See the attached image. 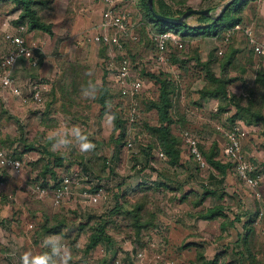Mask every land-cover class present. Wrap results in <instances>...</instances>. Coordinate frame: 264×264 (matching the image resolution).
Masks as SVG:
<instances>
[{
  "label": "rangeland",
  "instance_id": "374dc122",
  "mask_svg": "<svg viewBox=\"0 0 264 264\" xmlns=\"http://www.w3.org/2000/svg\"><path fill=\"white\" fill-rule=\"evenodd\" d=\"M45 1L48 7L39 5L35 9L41 21L50 25L51 33L29 31L24 23V39L37 56L38 66L30 69L23 63L15 72L22 89L33 78L40 82L43 105H24L7 96L5 100L0 98V149L21 162L19 173L0 169V264H195L196 249L183 248L188 242L200 244L207 258L223 250L228 254L237 252L234 245L241 233V224H237V229L229 228L226 236L218 239L221 219L206 222L192 216L210 206V199L194 208L191 201L171 202L170 191L162 187L154 192L146 190L164 178H183L169 169L162 170L156 153L152 158L156 167L142 168L143 148L153 141L144 126L157 125L156 112L146 111V106L149 100L158 98L159 85L151 76L167 75L181 86L179 97L184 94L174 106L177 111L188 112L194 120L189 126L185 125L184 130L171 128L180 138L183 163L190 157L183 136L185 131L205 151L213 142L221 150L225 144L224 132L234 125L241 133L242 148L247 149L250 143L255 145L259 154L254 159L263 165L264 135L260 125L249 124L245 128L241 124H230L226 116H215L213 125H209L213 129L204 135L202 125L209 115L198 114L190 104L195 97L190 95L194 88L199 97V90L205 85L206 71L201 64L210 62L211 71L220 77L229 58L227 90H235L241 96L244 83L251 85L259 74L264 76V58L255 55L241 33L226 38L223 32L216 38L180 36L181 49H177L174 42H167L163 62L156 63L154 60L159 53L153 35L157 32L144 18L142 0H115L117 9L128 13L132 22L138 23L135 31L139 40L128 41L123 53L129 59L131 77L143 82L134 97L122 95L109 70V65L117 64L115 60L112 64L109 62L110 57L117 56L116 51L94 41L104 0ZM225 3V0H153L156 11L160 12L164 6L176 13L175 16L186 9H208L209 17H217ZM20 14L21 9L13 1L0 0V32L20 25L17 24ZM207 23L198 16L185 20L189 27ZM260 24L264 26V19H260ZM241 25L250 24L241 17ZM254 33L260 42L264 41L262 32ZM218 50H222L220 55L216 53ZM103 84L110 98L104 108L98 103ZM262 102L264 107V94ZM116 123L121 124L119 128ZM118 140L121 141L118 143ZM55 157L62 158L63 164L53 167L54 177L49 173L42 177L43 163L52 162ZM209 172V169H199L196 175L207 180ZM62 176L73 179L75 184L70 199L55 205L53 191ZM44 183L47 187L42 186ZM224 183L221 190L229 197L224 203L228 220L248 208L249 212L256 213L257 244L261 248L264 182L250 190L229 174ZM194 185L199 190V185ZM226 186L230 187L227 192L224 191ZM95 188L97 191L93 192ZM84 191L93 199L80 198ZM138 201H144L143 219L149 213L155 214L152 226L147 229L133 224L136 221L133 205ZM255 204H258L257 209ZM100 221L106 223L108 238L86 252L89 238L97 228L95 222ZM44 226L58 232L38 237Z\"/></svg>",
  "mask_w": 264,
  "mask_h": 264
},
{
  "label": "trees",
  "instance_id": "16d2710c",
  "mask_svg": "<svg viewBox=\"0 0 264 264\" xmlns=\"http://www.w3.org/2000/svg\"><path fill=\"white\" fill-rule=\"evenodd\" d=\"M15 3L17 8L21 9V14L19 15V20L17 24L28 25L29 31H41L50 34V25L41 21L38 13L35 9L36 6L48 7V1L45 0H11ZM160 0H154L157 2ZM241 0H234L225 11L217 17H209L204 15H191L198 16L203 22L208 21L207 24L198 27H189L185 24L182 25L167 24L156 18H154L148 9L147 0H142V7L145 11L144 18H146L147 23H150L152 28L161 34L167 31H172L176 35L180 36H196L200 35L202 37H218L221 33L226 31L228 28L232 27L236 23H241L240 12L242 8L247 5V2H240ZM155 4V3H154ZM179 12V16H175L176 13H172L169 8H164L162 10L156 11L154 6V11L162 16L169 18H179L186 11ZM198 62V61H196ZM231 60L226 58L225 64L222 69V76L218 77L210 69V62L199 63L205 68V85L199 90V98L204 99L205 97H211L218 101L216 116H221L224 113H228L230 108H234V112L227 119L230 124H234L236 120H241L246 124H257L261 126V132L264 135V107H263V94H264V76L259 74L257 78L250 84H243V93L238 97L228 96L227 86L230 80L228 79V73L226 67L230 65ZM152 79L159 85L158 98L156 100H149L146 106V111L153 110L157 114V125L149 126L145 125V130L149 133L150 137L153 139L151 144L143 148L144 162L142 163V168H154L152 158L153 155L162 153L165 159H159L162 170L169 169L174 172L177 176L183 177L181 180H170L164 178L162 182L154 184L153 187H146L148 192H154L156 189L162 187L164 190L170 191L171 197L169 200L171 202H176L177 204H183L190 202L194 208L200 207L204 204L206 199H210V206L200 209L195 212L192 216L195 218L212 222L221 219L219 222L220 234L218 239L226 236V231L229 228H236L237 224H241V233H238L236 244L238 251L235 253L228 254L227 251L223 250L218 254H215L212 258H207L205 250L200 244L194 242H188L184 244L183 248L194 247L196 250V261L195 264H264V242L262 247L258 246V233L255 227V217L256 213L249 212V210H241V212L235 215L233 220H228L226 214V207L224 203L229 197L223 194L221 187L224 184V179L226 175L233 174L238 182L241 180L235 175L233 166L228 161H223L221 155V150H219L216 143H212L208 150H204L202 146L198 145V149L201 153L202 160L207 165L206 168H201L198 162L190 157L186 162L181 161V143L180 138L172 131V126L179 127L184 130L185 125L183 124V118L178 114L176 106V97H178L179 87L174 81H172L167 75L161 74V76H151ZM108 89L105 84L102 85L99 96L98 103L104 108L109 101ZM1 100V99H0ZM174 103V104H173ZM175 107V108H174ZM6 113V111H4ZM3 113V112H2ZM179 116V119L176 117ZM178 118V117H177ZM120 123H116V127H120ZM121 140H118V143ZM220 151V152H219ZM219 154L221 155L219 157ZM16 158V157H14ZM223 158V159H222ZM18 159V158H16ZM253 160L252 158H250ZM19 160V159H18ZM20 161V160H19ZM63 164V159L59 157L53 158L52 162H45L41 167L42 177H45L46 173H49L54 177L55 173L53 167H60ZM264 166V164H263ZM209 169V176L207 180L201 179L197 174L198 170ZM180 171V172H179ZM174 174V176H175ZM62 176L55 186V190L59 188ZM195 184L199 185L196 189ZM175 185V186H174ZM43 187H47L44 183ZM183 186V187H181ZM72 189V188H71ZM54 190V191H55ZM53 191V192H54ZM97 191V188L92 190ZM223 202H220V201ZM229 201V200H227ZM117 207V206H116ZM144 207V201H138L133 205V217L136 220L133 224L137 227L149 228L152 226L155 218V214L149 213L146 219L142 217V211ZM258 208V204L256 208ZM257 211V210H256ZM95 232L90 236L89 241L86 245L85 251L90 252L92 249L97 247L102 240L108 238L106 236V223L104 221L95 222ZM56 231V229L44 226L42 229V235H51Z\"/></svg>",
  "mask_w": 264,
  "mask_h": 264
},
{
  "label": "built area",
  "instance_id": "2783aa9c",
  "mask_svg": "<svg viewBox=\"0 0 264 264\" xmlns=\"http://www.w3.org/2000/svg\"><path fill=\"white\" fill-rule=\"evenodd\" d=\"M115 0H104V10L101 19L97 25V33L94 37L95 42L104 43L113 47L117 56L110 57V64L116 61V65H109V70L113 72L115 82L121 88L122 95L134 97L143 87V82L137 77H131L130 62L123 50L128 41L137 42L136 27L138 23L132 22L130 15L117 9ZM25 24L18 25L16 28L1 29L0 32V98L11 97L21 104H33L41 107L43 105V95L40 82L36 79L28 81L27 87L23 89L19 86L15 71L20 64H25L30 69L38 66V58L31 52L24 39ZM112 32V34H111ZM170 32V33H169ZM234 33H241L246 37L249 47L255 55L264 58V41H257L254 37L251 27H244L240 23L224 31L228 38ZM174 34V36L172 35ZM179 36L172 31L153 35V41L159 55L154 60L156 63L163 62L162 54L166 50L167 42H171L177 49L182 45L178 40ZM218 50L217 54H221ZM113 57L115 59H113ZM26 89V90H25ZM185 141L188 143L189 153L198 162L201 168L207 165L202 160L201 153L198 149L197 140L188 132L183 134ZM225 144L221 149V155L232 164L235 175L241 180L242 184L250 190L258 188L264 182V166L250 157L243 151L241 144V133L235 126L224 132ZM130 146V144H129ZM158 159H164L162 153L157 154ZM0 169L8 173H19L21 162L14 158L5 150L0 149ZM75 181L71 178L64 177L59 188L53 192V202L58 205L70 199L71 188ZM43 194L44 191H41ZM259 198V195H256ZM80 198L83 200H92L93 197L86 191L82 192Z\"/></svg>",
  "mask_w": 264,
  "mask_h": 264
},
{
  "label": "crops",
  "instance_id": "0c3cea01",
  "mask_svg": "<svg viewBox=\"0 0 264 264\" xmlns=\"http://www.w3.org/2000/svg\"><path fill=\"white\" fill-rule=\"evenodd\" d=\"M226 2L228 1V0H225ZM247 2V5L246 6H244L243 8H242V11L240 12V13H242L241 14V16L240 17H243L244 18V21H246V24H250V25H248L247 27H251L252 28V30H253V34H254V37H255V39L257 40V41H259L260 40V38L259 37H256V36H258V35H255V33L254 32H257V33H263V34H260V35H264V26L263 25H261L260 24V19L262 18V19H264V0H241V2ZM248 22V23H247ZM241 24V23H240ZM256 24V25H255ZM243 26V25H242ZM244 27H246V26H244ZM254 29H255V31H254ZM3 30V29H2ZM249 46V45H248ZM217 53V52H216ZM21 65H19V67H20ZM16 72V71H15ZM204 84H202V86H203ZM192 86H195V85H193L192 84ZM201 86V87H202ZM179 87H181V86H179ZM200 87V88H201ZM199 88V89H200ZM194 88H192V94L190 95V96H193V98L195 99V101H193V102H191L190 101V104L192 103L193 104V107L195 108V110L197 111L198 110V114H199V112H200V116L202 115H209V117L208 118H206L207 120H206V122L205 123H203V125H202V129L203 130H205L204 132H203V134L204 135H207L206 133H207V131H209L210 129H213V128H210V126L211 125H213V122H212V117H215L216 116V112H217V106H218V101L216 100V99H214V98H211V97H205L204 99H200L197 95H198V93L197 92H194V90H193ZM183 93V92H182ZM182 93L180 94V97H179V95H178V97H176V100H179L180 101V99H183L184 97V94H183V96H182ZM188 94H189V92H188ZM228 96H230V97H238L239 96V94L237 93V91H231V92H229V90H228ZM185 97H187V93H186V96ZM198 97V98H197ZM182 103V102H181ZM231 109H234L233 107H231ZM202 111H204V113H201ZM232 110H230V112H228V113H224V114H222L221 116H226V120L231 116V112ZM178 114L179 115H181L180 117H182L183 118V124L184 125H187V126H189V124H190V121L191 122H194V120H192L190 117H189V114H188V112H185L184 113V110H182V111H178ZM198 115V116H199ZM178 117V118H177ZM176 117V119H179L180 117L179 116H177ZM225 119V118H224ZM198 123V122H197ZM235 123H237V124H241L243 127H245V128H248V124H246V123H244L243 121H241V120H236L235 121ZM210 125V126H209ZM234 125H232V127H233ZM186 127V126H185ZM179 128V127H178ZM243 132H245V129H243V131H242V133ZM246 133V132H245ZM243 135H244V133H243ZM250 143V142H249ZM242 144V143H241ZM243 151L249 156V157H252V159L253 160H255L254 158H256L257 157V155L259 154V153H257L256 152V148H255V145H253L252 143H250L249 145H248V147H247V149L246 148H243ZM229 175V174H228ZM228 175H226V177H225V179H224V182H226V178L228 177ZM225 184V183H224ZM227 188H230V187H227L226 186V188H225V192H227ZM252 193V192H251ZM254 193V192H253ZM252 193V195H255V194H253ZM248 197H250V196H248ZM255 200V199H254ZM255 205H257V204H255ZM254 208V207H253ZM252 208V209H253ZM256 208V207H255ZM251 209V208H250ZM248 210H249V208H248Z\"/></svg>",
  "mask_w": 264,
  "mask_h": 264
},
{
  "label": "water",
  "instance_id": "95a60500",
  "mask_svg": "<svg viewBox=\"0 0 264 264\" xmlns=\"http://www.w3.org/2000/svg\"><path fill=\"white\" fill-rule=\"evenodd\" d=\"M234 0H228L225 4H223L221 10H220V13L218 16H220L224 11L225 9L233 2ZM147 6H148V9L150 10L152 16L162 22H165L167 24H176V25H182L184 23V21L186 20V18L190 17L191 15H194V14H197V15H204V16H209L210 13H209V10L206 9V10H188L186 11L181 17L179 18H169V17H165V16H162V15H159L157 14L155 11H154V6H153V0H147Z\"/></svg>",
  "mask_w": 264,
  "mask_h": 264
}]
</instances>
